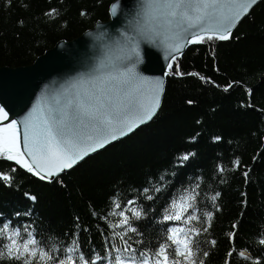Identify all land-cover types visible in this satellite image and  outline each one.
<instances>
[{"label": "trees", "instance_id": "trees-1", "mask_svg": "<svg viewBox=\"0 0 264 264\" xmlns=\"http://www.w3.org/2000/svg\"><path fill=\"white\" fill-rule=\"evenodd\" d=\"M114 1L0 0V67L29 65L60 40H72L110 19ZM52 9L56 14L47 15ZM171 65L162 106L149 124L55 180L0 159V171L16 168L11 186L0 181V226L10 221L9 230L19 228L22 235L27 227L43 246L56 244L61 256L78 233L86 256L104 255L112 248L109 225L118 222V213L142 206L144 215L133 220L140 235H129L143 240L133 244L138 251L155 250L167 230L180 224L163 221L165 210L199 184L202 220L196 226L202 228L203 214L214 211L211 227L199 237L201 250L209 252L205 264H225L233 247L227 258L231 264L257 259L264 264V0L230 39L192 44ZM189 153L194 155L182 162L180 157ZM236 159L239 168H234ZM233 225L234 241L228 235ZM115 244L123 247L118 239Z\"/></svg>", "mask_w": 264, "mask_h": 264}, {"label": "snow or ice", "instance_id": "snow-or-ice-1", "mask_svg": "<svg viewBox=\"0 0 264 264\" xmlns=\"http://www.w3.org/2000/svg\"><path fill=\"white\" fill-rule=\"evenodd\" d=\"M257 2L142 0L129 22L131 35L128 32L122 34V41L117 42L118 51L115 54L109 52L95 67L70 82L57 98L55 106L46 104L45 98L41 97L22 122L11 120L6 124L3 121L8 113L0 106V159L13 161L29 173L51 180L91 152L127 135L155 115L162 93L159 79L152 81L137 73V65L142 59L141 41L165 48L167 56L175 61L177 56L173 54H182L190 44L230 39L233 28ZM117 9L118 6L113 4L110 11L115 15ZM55 14V9L47 13L49 16ZM168 67L171 70V63ZM199 78L205 80L203 76ZM215 139L218 141L220 137ZM192 155L194 153L185 154L180 160L187 161ZM233 164L234 168L241 167L239 159ZM224 170L223 166H218V171ZM249 171H244L245 178ZM15 172L16 168L0 171V181L11 186ZM198 187L199 184L186 190L179 201L171 203V210H165L163 221H178L180 224L167 230L165 239L155 250L138 251L133 247V244L143 243L142 239L133 240L129 235H140L138 229L133 227V220H139L144 215L140 206L121 210L118 222L109 225L113 243L111 249L105 248L104 255L94 252L86 256L80 248L77 233L61 256V249L56 244L43 246L42 241L27 227L24 229L25 235L21 234L19 228L10 231L9 221L0 226V237L7 241L0 243V261L19 264H205L209 252L201 250L199 237L211 227L214 211L203 214L202 228L196 226L202 220L197 206ZM143 191L147 194L149 189ZM155 191L161 189L156 188ZM219 196V192L211 196L213 205ZM29 198L36 199L34 196ZM145 198L150 200L153 197L146 195ZM127 203L134 204L135 201ZM115 207L120 208V205L116 204ZM236 227L233 225L234 231L228 234L232 241L237 236ZM117 239L123 247H116ZM209 243L215 246L216 241ZM260 243L264 244V239ZM235 251L234 247L230 249L227 258L232 257ZM238 254L249 259L244 251ZM227 258L225 264H231ZM254 264H261V261L257 259Z\"/></svg>", "mask_w": 264, "mask_h": 264}, {"label": "water", "instance_id": "water-1", "mask_svg": "<svg viewBox=\"0 0 264 264\" xmlns=\"http://www.w3.org/2000/svg\"><path fill=\"white\" fill-rule=\"evenodd\" d=\"M261 1L258 0L250 12L238 22L233 28L232 34ZM141 2L142 0H115L111 6L113 4L118 6L117 13L113 15L110 11V19L97 21L92 28L72 40H60L29 65L1 66L0 106H3L8 113V117L3 123H9L11 120L22 122L23 118L41 100V97L45 98L46 104L55 106L57 98L61 96L63 89L70 82L95 67L109 52L115 54L118 51L117 42L123 39L122 34L128 32L131 35L129 22L135 16ZM190 45L183 49L182 54L186 52ZM140 48L142 59L137 65V73L140 76L147 77L149 80L159 79L162 82L160 105L155 115L147 122L134 128L127 135L108 143L95 152H91L72 168L60 172L47 181L55 180L65 172L74 169L87 158L129 137L156 117L163 103L166 80L169 74L168 65L172 62V59L167 56L165 48L156 44L141 41ZM182 54L174 53L173 55L178 57ZM22 132L23 124L21 123Z\"/></svg>", "mask_w": 264, "mask_h": 264}]
</instances>
